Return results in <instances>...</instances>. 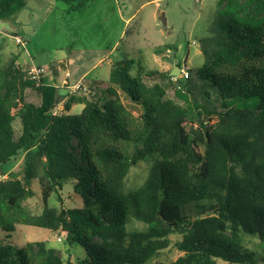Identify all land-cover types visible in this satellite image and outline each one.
<instances>
[{
  "label": "trees",
  "instance_id": "obj_1",
  "mask_svg": "<svg viewBox=\"0 0 264 264\" xmlns=\"http://www.w3.org/2000/svg\"><path fill=\"white\" fill-rule=\"evenodd\" d=\"M58 1L70 12L93 0ZM25 5L0 0V21ZM199 45L207 64L176 82L190 95L195 88L201 104L180 91L185 104L167 97L170 70L134 77L128 59L113 63L109 89L96 85L89 97L61 95L66 87L45 75L36 85L19 55L0 65V174L23 154L22 179L0 181V230L26 225L61 233L84 252L64 262L40 241L2 243L0 264H146L174 234L183 254L165 264L264 261V0H226ZM201 81L214 88L217 107L205 104L210 94L200 92ZM117 89L141 108L137 117ZM62 100L63 113L53 115ZM78 104L81 112L71 113ZM140 161L149 163L148 172L140 186L127 188L125 178ZM33 179L43 204L37 215L23 205L34 195ZM69 181L80 206L50 207L51 194ZM128 217L144 228L126 230Z\"/></svg>",
  "mask_w": 264,
  "mask_h": 264
},
{
  "label": "rangeland",
  "instance_id": "obj_2",
  "mask_svg": "<svg viewBox=\"0 0 264 264\" xmlns=\"http://www.w3.org/2000/svg\"><path fill=\"white\" fill-rule=\"evenodd\" d=\"M25 2L23 9L0 21V65L13 55H20L21 60L31 64V67L46 69L45 76L56 73L58 79H62L64 72L58 70V64L69 60L67 68L72 75V83L83 72H87L84 82L92 90L96 85L103 86L98 83L100 80L107 82L109 62L118 63L124 59L133 61L130 73L134 77L141 78L147 70L172 71L180 68V79L186 81L183 78L184 69L193 71L207 64L200 51L199 39L212 27L226 0H158L157 3L155 0H93L70 12H67V5L58 0ZM129 17L131 22L126 24L125 20ZM15 34L25 43L24 46L15 42ZM22 67L28 70L24 65ZM176 79L173 77L168 85L160 78L144 77L147 84H166L167 97L180 104L185 102L177 97V91L183 92L188 100H193L194 94L201 104L196 89L193 88V94L190 95ZM191 79L197 81L194 77ZM198 89L200 92H209L210 99L205 100L207 106H218L215 90L207 82L201 81ZM58 92L61 95L66 93L64 88ZM117 92L123 105L137 117L141 108L131 103L120 90ZM27 95L30 101L38 102L33 90H28ZM100 96L105 99L108 94L103 91ZM59 107L63 108V102ZM81 110L82 105L78 104L71 113L79 114ZM13 127L18 132L20 122L15 120ZM148 168L149 163L145 161L130 168L125 186H140ZM5 170L7 179H22L23 154L12 160ZM31 190L34 195L25 200L23 205L31 214L37 215L43 208L37 179L31 181ZM48 205L57 209L80 206L79 199L73 193L72 182L69 181L61 191L52 193ZM129 228L141 230L144 224L128 217L126 230L129 231ZM180 238L178 234L169 236L170 246L146 264H165L176 260L183 254L174 245ZM39 241L46 248L56 250L64 262L68 259L76 261L84 254L82 248L67 245L61 233L26 225H18L12 233L0 230V244L23 246ZM260 264H264V261Z\"/></svg>",
  "mask_w": 264,
  "mask_h": 264
},
{
  "label": "built area",
  "instance_id": "obj_3",
  "mask_svg": "<svg viewBox=\"0 0 264 264\" xmlns=\"http://www.w3.org/2000/svg\"><path fill=\"white\" fill-rule=\"evenodd\" d=\"M15 42L17 44L23 45L24 43L21 41L20 38L15 37ZM184 71L183 77L187 76L188 72L187 69ZM46 74V69L44 68H39L35 66H30L27 70V76L31 81H34L36 85L39 84L40 78ZM66 77H69V74H66ZM66 93L69 95H84V96H90L94 94V92L88 87V85L84 82L83 78L78 79L75 83L69 84L66 86ZM60 104H58L53 110L52 114L53 115H59L63 113V108L59 107ZM7 175L5 174H0V181L6 180Z\"/></svg>",
  "mask_w": 264,
  "mask_h": 264
},
{
  "label": "crops",
  "instance_id": "obj_4",
  "mask_svg": "<svg viewBox=\"0 0 264 264\" xmlns=\"http://www.w3.org/2000/svg\"><path fill=\"white\" fill-rule=\"evenodd\" d=\"M157 1L158 0H155V2L157 3ZM130 22H131V17H129V18H127L126 20H125V23L127 24V23H129L130 24ZM15 37H18L16 34L14 35V39H15ZM19 38V37H18ZM24 43V42H23ZM25 44V43H24ZM24 44H23V46H24ZM17 63L18 64H20V65H24L26 68H29L30 66H31V64H29V63H27L26 61H23V60H21V57H20V55L18 56V60H17ZM68 64H69V60L68 61H62V62H60L59 64H58V70H60V71H63L64 72V74H63V78L62 79H58V76H57V74L56 73H53L54 75L52 76H50V75H46L45 76V78L47 79V82L49 83V84H52V85H54V86H57V87H59V88H61V87H66L67 85H69V84H72V75H71V73L69 72V70H68ZM116 64V63H115ZM112 65H113V62H109L108 63V75H109V72H110V69H111V67H112ZM171 71V70H170ZM66 74H69V77H66ZM86 75H87V72H83L77 79H80V78H83V79H85V77H86ZM48 77V78H47ZM56 77V79H54ZM51 79V80H50ZM77 81V80H76ZM100 85H103V86H100V88L101 89H103V90H107V89H109V87H111L110 86V84L108 83V79H107V82H103V81H99L98 82ZM96 84H97V82H96ZM118 90V89H117ZM65 91H66V89H65ZM66 94V93H65ZM62 102H63V100H62ZM62 102H60V104L62 103ZM82 108H83V105H82ZM72 110V109H71Z\"/></svg>",
  "mask_w": 264,
  "mask_h": 264
},
{
  "label": "water",
  "instance_id": "obj_5",
  "mask_svg": "<svg viewBox=\"0 0 264 264\" xmlns=\"http://www.w3.org/2000/svg\"><path fill=\"white\" fill-rule=\"evenodd\" d=\"M116 65H117V66H119V65L124 66V62H118V63H116ZM179 72H180V71H179L178 68H174L172 71H170V74H169V75L172 76V77L181 78Z\"/></svg>",
  "mask_w": 264,
  "mask_h": 264
}]
</instances>
